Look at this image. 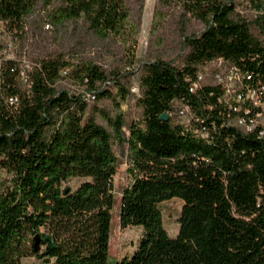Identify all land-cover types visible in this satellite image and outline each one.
Returning <instances> with one entry per match:
<instances>
[{
    "label": "trees",
    "instance_id": "1",
    "mask_svg": "<svg viewBox=\"0 0 264 264\" xmlns=\"http://www.w3.org/2000/svg\"><path fill=\"white\" fill-rule=\"evenodd\" d=\"M158 1L156 23L176 7L202 27L188 31L183 18L175 56L138 62L141 0H0V24L21 50L34 14L125 49L113 67L76 46L46 51L30 67L16 58L0 66V264H264V125L233 123L247 124L239 115L261 107L245 94L231 106L212 82L192 90L200 68L222 59L264 101V0H248L251 16L238 0ZM137 72V116L127 121ZM115 142L128 146L131 177L119 190L120 225L143 230L135 250L113 262ZM76 177L85 180L63 186ZM173 198L182 201L176 236L161 206Z\"/></svg>",
    "mask_w": 264,
    "mask_h": 264
},
{
    "label": "rangeland",
    "instance_id": "2",
    "mask_svg": "<svg viewBox=\"0 0 264 264\" xmlns=\"http://www.w3.org/2000/svg\"><path fill=\"white\" fill-rule=\"evenodd\" d=\"M143 3L142 9L139 4L134 6V19L139 21L137 32V45L135 49L138 62L149 59L158 55L172 58L177 52L178 41L180 40L182 30L184 28L181 20L187 19L185 29L188 31H198L202 25L187 17H181L180 8L173 7L171 9H164L166 12L163 20L156 23V9L158 7V0H141ZM239 1V12L242 15L251 16L254 12L251 9V4L248 0ZM74 23H68L64 26H56L51 24L47 18L40 14H34L29 17L27 25V39L26 46L21 50L19 41L12 38L11 34L7 33L2 24H0V66L5 59L16 58L20 64L30 67L31 62L39 55H43L46 51H60L71 49L76 46V49L86 57H93L105 67H113L121 64L125 49L117 42L110 41L109 43H99L93 36L84 28L75 29ZM158 39L162 40L158 44ZM203 76L205 82L223 83L226 85L234 96V92L238 89V81L232 72L228 70L223 64L213 63L203 68ZM139 73L133 77L132 87L135 95L131 96L123 105L126 120L137 116L136 114V95L139 92ZM256 101L258 105L260 102L255 99V95L250 97ZM241 95L238 94V100H241ZM264 121V116L260 117ZM237 126L248 131L247 124L238 120L235 123ZM124 131L128 133L125 127ZM114 149L119 157L120 164L118 172L114 176V186L116 189L115 205L113 207L112 220V235L110 240V256L113 262L121 260L125 255H129L135 250V246L142 236L143 228L141 226H129L123 228L120 225L119 209H120V188L131 180L127 172L128 161V146L119 142L114 143ZM2 176V175H1ZM5 177V176H4ZM0 180V189L4 185L5 178ZM85 178H71L63 184L66 188L74 189ZM165 225L171 236H176L179 232V223L177 221L181 211L182 201L179 198L167 200L161 204ZM39 246H43L42 242L37 240ZM23 264H41L40 261L33 257L24 258Z\"/></svg>",
    "mask_w": 264,
    "mask_h": 264
},
{
    "label": "built area",
    "instance_id": "3",
    "mask_svg": "<svg viewBox=\"0 0 264 264\" xmlns=\"http://www.w3.org/2000/svg\"><path fill=\"white\" fill-rule=\"evenodd\" d=\"M213 63H219V64H223L225 67L228 68V70L230 72L233 73V75L235 76V78L238 81V89L234 92V96L231 97V93L229 88L224 85L223 83H215V84H219L221 85L224 90H225V95H226V101L231 105L234 106V101L236 103H238V94H245L246 97V101H247V105H250V97L253 95L252 94V89L249 87H243L242 84V79L240 74L236 71V69L234 67H231L229 65H227L226 63H224L222 61V59L219 60H215L211 63H208L204 66H202L199 70L198 73V78H197V82L194 83L192 90H195V88H197L199 86V84L204 83L205 81L204 76H203V68L207 65L213 64ZM90 101H92L94 99V96L91 93H86V95ZM11 102H15L17 99L16 98H11L10 99ZM253 106H258L261 107V109L257 112V114L255 116H251L250 115V108L247 107V113L246 115H239V116H245L247 117V127H248V131L254 129L257 125H264V121L260 120V117L264 116V101H261L258 105H253ZM236 107V106H235ZM237 108V107H236ZM180 117L182 118L183 121H188L190 120L191 117V111L189 109L188 106H181L180 111H179ZM238 123V117L234 120V124ZM236 125V124H235ZM264 133L263 131H261V134Z\"/></svg>",
    "mask_w": 264,
    "mask_h": 264
},
{
    "label": "water",
    "instance_id": "4",
    "mask_svg": "<svg viewBox=\"0 0 264 264\" xmlns=\"http://www.w3.org/2000/svg\"><path fill=\"white\" fill-rule=\"evenodd\" d=\"M168 117H169L168 114H163V115H162V118H163V119H167Z\"/></svg>",
    "mask_w": 264,
    "mask_h": 264
},
{
    "label": "bare ground",
    "instance_id": "5",
    "mask_svg": "<svg viewBox=\"0 0 264 264\" xmlns=\"http://www.w3.org/2000/svg\"><path fill=\"white\" fill-rule=\"evenodd\" d=\"M252 94H253V92H252Z\"/></svg>",
    "mask_w": 264,
    "mask_h": 264
}]
</instances>
